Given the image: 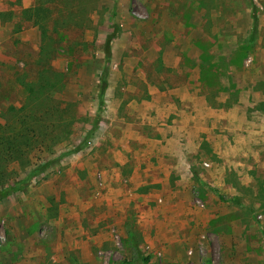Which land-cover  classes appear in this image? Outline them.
Listing matches in <instances>:
<instances>
[{
  "label": "rangeland",
  "instance_id": "374dc122",
  "mask_svg": "<svg viewBox=\"0 0 264 264\" xmlns=\"http://www.w3.org/2000/svg\"><path fill=\"white\" fill-rule=\"evenodd\" d=\"M254 1L0 0V125L15 122L25 104L21 82L44 66L42 46L53 51L50 67L77 120L62 143L34 153L25 169L14 166L23 187L0 202V264H264V146L255 157L233 150L228 160L236 165L227 168L228 160L200 145L191 160L204 180L192 182L190 212L172 230L153 224L172 202L166 194L142 188L135 198L112 172L125 158L124 129H222L198 65L208 58L216 83L235 86L233 106L249 95L251 79L264 77V0ZM39 7L47 9L42 40L29 20ZM253 11L257 33L241 59ZM107 38L108 86L93 127Z\"/></svg>",
  "mask_w": 264,
  "mask_h": 264
},
{
  "label": "crops",
  "instance_id": "0c3cea01",
  "mask_svg": "<svg viewBox=\"0 0 264 264\" xmlns=\"http://www.w3.org/2000/svg\"><path fill=\"white\" fill-rule=\"evenodd\" d=\"M251 80L249 95L244 97L241 94L238 104L227 111L217 110L216 116L224 121L222 129H217V131L212 129H148L142 134L132 129H124L123 133L129 132L127 133L129 141L125 148V158L112 172L119 181L127 180L129 190L135 198L142 196L140 194L142 188L146 191L157 189L155 193L166 194L172 201L170 205L157 211L159 220L154 214L156 218L153 224H157L154 226L159 231L164 227L170 230L176 229L177 222H183L177 219L190 212L192 182H199V180L203 182L204 180L201 175H196L197 167L191 160L192 156L199 152L200 145H204L207 150L210 148L218 159L223 156L225 161L232 157L233 150L238 149V152L245 154L244 150L250 149L252 153L254 152L252 157H255L257 149L264 146V93L255 88L259 85L264 86V77L256 76ZM262 80L263 83H261ZM156 105L159 103L157 102ZM200 136L202 138H198ZM127 158L131 159L128 161ZM128 162L129 165H127ZM233 164L235 163H230L228 160L227 163H223V166L233 168ZM123 173L126 175L123 176ZM222 173L224 171L221 172V168L216 170L218 180ZM144 184L145 187H143ZM129 208L133 209L134 206L126 209ZM115 210L117 209H114V212ZM120 219V227L125 228L127 218L121 216ZM158 240H161L159 233ZM168 241L169 244L173 242ZM128 243L131 245L129 240Z\"/></svg>",
  "mask_w": 264,
  "mask_h": 264
},
{
  "label": "trees",
  "instance_id": "16d2710c",
  "mask_svg": "<svg viewBox=\"0 0 264 264\" xmlns=\"http://www.w3.org/2000/svg\"><path fill=\"white\" fill-rule=\"evenodd\" d=\"M46 13L47 9L39 7L34 15H29V20H32L33 25L40 30L39 38L41 40L46 33L43 27L44 19L47 18ZM251 22V32L240 48L241 59L246 56L247 48L251 46V42L257 33V16L254 11L251 15ZM109 47L110 40L107 38L103 48L104 64L96 85L97 109L92 123L93 127L97 123L108 86ZM52 52L48 47H41L39 60L45 63L44 66L40 69L36 68L34 80L21 82L26 94L25 104L18 109L15 122L11 123L7 120L3 125H0V202L20 191L23 187V183L14 182L13 177L16 175L14 166L19 169L29 167L30 157L34 153L50 151L55 144L62 143L71 134L70 128L77 121L74 117L76 111L73 110V105L70 102H64L61 98V94L66 88L60 74L50 67L49 55ZM198 74L199 83L206 87L204 96L208 106L227 110L237 103V89L231 83L227 87L216 83L219 80L218 71L208 58L200 60ZM219 93L226 94L223 104L216 100ZM90 133L89 131L87 134ZM54 162L45 163L41 169L50 166ZM218 199L225 202L222 197H218ZM231 201L236 202L234 198ZM127 240L130 241L133 247H137L134 236L128 234ZM147 260L148 258L142 259L143 264H148ZM71 262L80 264L76 258H72Z\"/></svg>",
  "mask_w": 264,
  "mask_h": 264
},
{
  "label": "built area",
  "instance_id": "2783aa9c",
  "mask_svg": "<svg viewBox=\"0 0 264 264\" xmlns=\"http://www.w3.org/2000/svg\"><path fill=\"white\" fill-rule=\"evenodd\" d=\"M254 1V0H253ZM255 2V1H254Z\"/></svg>",
  "mask_w": 264,
  "mask_h": 264
}]
</instances>
